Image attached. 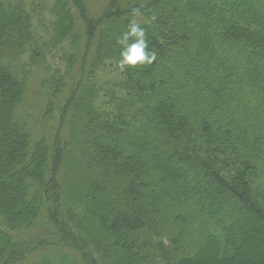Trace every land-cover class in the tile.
Returning a JSON list of instances; mask_svg holds the SVG:
<instances>
[{
	"label": "trees",
	"instance_id": "16d2710c",
	"mask_svg": "<svg viewBox=\"0 0 264 264\" xmlns=\"http://www.w3.org/2000/svg\"><path fill=\"white\" fill-rule=\"evenodd\" d=\"M50 1L65 67L31 95L0 1V264H264V0ZM132 21L156 60L122 70Z\"/></svg>",
	"mask_w": 264,
	"mask_h": 264
},
{
	"label": "rangeland",
	"instance_id": "374dc122",
	"mask_svg": "<svg viewBox=\"0 0 264 264\" xmlns=\"http://www.w3.org/2000/svg\"><path fill=\"white\" fill-rule=\"evenodd\" d=\"M13 12L19 13L21 27L13 26L3 44L4 63L10 71L26 82L30 95L41 88L44 79L50 78L54 70H64L62 55L53 52L48 42L51 35L52 2L50 0H0ZM91 14H96L106 0H84ZM123 77L116 71L111 60H105L94 78L96 86L94 107L99 113L110 112L113 98L123 96L121 89ZM45 96L39 97L37 103L43 104ZM151 233L149 230H147Z\"/></svg>",
	"mask_w": 264,
	"mask_h": 264
},
{
	"label": "clouds",
	"instance_id": "9594fccd",
	"mask_svg": "<svg viewBox=\"0 0 264 264\" xmlns=\"http://www.w3.org/2000/svg\"><path fill=\"white\" fill-rule=\"evenodd\" d=\"M133 15H140L139 10L134 9ZM154 19V18H153ZM130 38L134 41L129 43ZM118 43L123 46L120 52V60L118 66L123 70L125 66L135 67L139 65H150L156 60V53L148 49V41L144 28L140 24L132 21L129 30L123 33Z\"/></svg>",
	"mask_w": 264,
	"mask_h": 264
}]
</instances>
